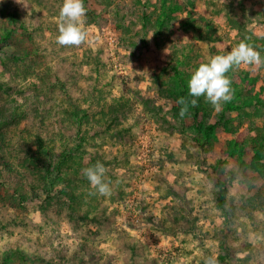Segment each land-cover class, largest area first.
Wrapping results in <instances>:
<instances>
[{
	"label": "rangeland",
	"instance_id": "obj_1",
	"mask_svg": "<svg viewBox=\"0 0 264 264\" xmlns=\"http://www.w3.org/2000/svg\"><path fill=\"white\" fill-rule=\"evenodd\" d=\"M162 1L84 0L88 38L61 46L63 0H0V264H264V175L245 167L264 155V66L226 74L234 111L195 98L211 143L171 69L173 51L192 73L242 41L264 58V0H169L159 46L144 17ZM97 162L108 196L82 172ZM45 169L61 182L44 188Z\"/></svg>",
	"mask_w": 264,
	"mask_h": 264
},
{
	"label": "clouds",
	"instance_id": "obj_2",
	"mask_svg": "<svg viewBox=\"0 0 264 264\" xmlns=\"http://www.w3.org/2000/svg\"><path fill=\"white\" fill-rule=\"evenodd\" d=\"M87 9L84 0H63L59 11V34L56 42L61 46H79L88 38V30L85 27ZM240 65L264 66V58L245 41L240 42L227 54L215 55L205 63L199 64L192 72L188 80V95L193 97L191 104L196 105L197 99L201 96L209 102L217 111L224 103L233 98L232 81L226 75L231 69ZM181 108L180 116L183 117L187 111L185 98L177 100ZM82 172L89 184L100 196L111 194V181L106 178V167L97 162L91 167L82 169ZM205 264H216L214 259H207Z\"/></svg>",
	"mask_w": 264,
	"mask_h": 264
},
{
	"label": "trees",
	"instance_id": "obj_3",
	"mask_svg": "<svg viewBox=\"0 0 264 264\" xmlns=\"http://www.w3.org/2000/svg\"><path fill=\"white\" fill-rule=\"evenodd\" d=\"M181 10L182 8L180 5L170 4L169 0H163L161 3L160 12H159L160 16H158L157 20L154 23H152L150 17H146V16L144 17V24L147 26L145 27L146 32L151 31V30L154 32L155 41L159 46L165 40H167L169 36L172 34L170 32L172 28V22L174 20L172 16L176 14L177 12H181ZM121 26L119 27L120 30L123 28ZM183 27H184L183 29L185 30H190V29L196 30V27L194 26L193 22L191 23L186 22L185 24H183ZM125 28L127 31H130L131 29L130 27H126V25H125ZM127 31L126 33H128ZM12 35H13L12 31L7 32L3 38L4 42L8 43V41L12 38ZM210 36L211 35L209 32L207 34H205L204 32L199 34V38L201 40H209L208 38ZM142 40L146 41L145 38H143ZM185 57H186V60H188L187 56ZM173 60H174V64L171 67V69L173 70V73H174L172 82L174 83L173 86L175 88V92H174L175 97L177 98V100L180 97L185 98V103H186L188 110L192 114L194 121L198 122V126L195 128L197 134H201L206 143H211V141L216 139L215 130H216L217 125H209V124H205L199 121V116L201 115V113L204 112L202 101H197L196 105L193 106L191 104V100L193 99V97L188 95V80L190 79L192 73L184 70V68H186L187 65L184 64L179 59V53L177 51H173ZM159 80H161V78L156 79V81H159ZM172 82L170 81L169 83H172ZM162 90H164L163 87H162ZM164 92H167V91L164 90ZM242 94L243 93H239L238 95H236L237 98H241L243 96ZM234 99H232L228 103L223 104L224 110L226 109L228 111H234L237 108L234 106V101H235ZM8 124L9 123H6V126ZM68 159H69V156L64 157L65 161ZM263 159H264V155L262 156V155H259V153H255L254 158L252 159L251 163L248 166L245 165V167L258 172L260 175L261 174L264 175V164L261 163ZM240 161L242 164H246L245 163L246 161L244 160L242 155H241ZM62 164L63 163H58L56 167L61 168ZM60 172H61V169H59L57 174H56V171L52 172L49 169H45L46 174L44 175V179H45L44 188L49 189V187L57 185L59 182H61L63 177L61 176ZM218 187L220 188V193L218 196V207L223 212H226V204H227L226 184L221 183L219 181ZM5 264H10L9 259H7Z\"/></svg>",
	"mask_w": 264,
	"mask_h": 264
}]
</instances>
